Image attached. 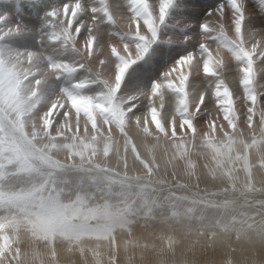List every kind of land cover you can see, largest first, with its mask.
Returning a JSON list of instances; mask_svg holds the SVG:
<instances>
[{"label": "snow or ice", "instance_id": "6c2138e0", "mask_svg": "<svg viewBox=\"0 0 264 264\" xmlns=\"http://www.w3.org/2000/svg\"><path fill=\"white\" fill-rule=\"evenodd\" d=\"M0 4V264H264V0Z\"/></svg>", "mask_w": 264, "mask_h": 264}, {"label": "rangeland", "instance_id": "374dc122", "mask_svg": "<svg viewBox=\"0 0 264 264\" xmlns=\"http://www.w3.org/2000/svg\"><path fill=\"white\" fill-rule=\"evenodd\" d=\"M109 2L112 3L113 0H109ZM120 4L126 8V0H120ZM0 7H4V5L0 4ZM26 9L27 8L25 7V9H24L25 13L28 12V10H26ZM24 19L27 21L29 19L28 15H25ZM224 75H225L226 80L229 82L230 86L233 87V89H235V88L238 89L239 88L238 77L236 75V67H235V63L234 62L229 64V67L226 69ZM260 81H261V83H264V73L261 74ZM256 119L258 120V117ZM202 187H203V185H202ZM76 259H78V257ZM89 261H90V258H89Z\"/></svg>", "mask_w": 264, "mask_h": 264}, {"label": "bare ground", "instance_id": "6f19581e", "mask_svg": "<svg viewBox=\"0 0 264 264\" xmlns=\"http://www.w3.org/2000/svg\"><path fill=\"white\" fill-rule=\"evenodd\" d=\"M201 3H206L209 6L218 3V0H200ZM27 10V9H26ZM29 17V16H28ZM26 19V18H25ZM230 78V77H229ZM229 80V79H228ZM231 80V79H230ZM233 83V82H232ZM235 88V87H234ZM236 89V88H235Z\"/></svg>", "mask_w": 264, "mask_h": 264}]
</instances>
